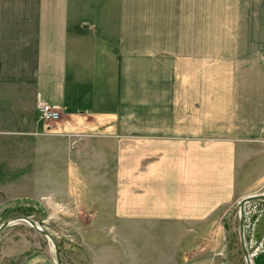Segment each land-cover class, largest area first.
<instances>
[{"label": "crops", "instance_id": "1", "mask_svg": "<svg viewBox=\"0 0 264 264\" xmlns=\"http://www.w3.org/2000/svg\"><path fill=\"white\" fill-rule=\"evenodd\" d=\"M173 2L0 0V122L39 129L48 102L59 131L111 130L117 159L132 160L117 174L132 177L133 223H210L264 193V121L237 104L264 97V55L244 67L206 59L205 0H180L175 26ZM237 13L264 30V0H240Z\"/></svg>", "mask_w": 264, "mask_h": 264}, {"label": "rangeland", "instance_id": "2", "mask_svg": "<svg viewBox=\"0 0 264 264\" xmlns=\"http://www.w3.org/2000/svg\"><path fill=\"white\" fill-rule=\"evenodd\" d=\"M179 1L173 2L174 26L181 23ZM239 7L240 0H205L206 59L230 56L238 67L250 59L259 63L264 30L259 18L247 24ZM237 104L252 111L253 122L264 121L263 96H237ZM0 125V223L17 215L42 220L63 264H246L240 197L218 209L210 223H133L131 188L122 192L132 177L117 174L122 164L131 168L132 160L117 159L121 145L111 130L59 131L53 122H41L39 129L8 120ZM255 205L245 206L252 263L264 253L257 251L264 202L258 213ZM0 264H56L54 246L28 222L12 223L0 233Z\"/></svg>", "mask_w": 264, "mask_h": 264}, {"label": "water", "instance_id": "3", "mask_svg": "<svg viewBox=\"0 0 264 264\" xmlns=\"http://www.w3.org/2000/svg\"><path fill=\"white\" fill-rule=\"evenodd\" d=\"M252 201H264V193H254L247 196L242 197L239 202V236H240V244L242 253L245 259L246 264H253L252 259L250 257L249 249L246 243V237H245V205L248 202ZM20 221L28 222L32 227H34L37 231L41 232L42 234L46 235L49 240L52 241V244L54 246L55 251V262L56 264H63L61 252L59 245L55 239V237L52 235V233L48 230V228L43 224L42 220H36L32 218L29 215H17L12 218L5 219L0 223V233L4 228H6L8 225Z\"/></svg>", "mask_w": 264, "mask_h": 264}, {"label": "built area", "instance_id": "4", "mask_svg": "<svg viewBox=\"0 0 264 264\" xmlns=\"http://www.w3.org/2000/svg\"><path fill=\"white\" fill-rule=\"evenodd\" d=\"M38 113H39L38 114L39 115V119L41 121H43L44 123H47V124L52 123V122H54L56 120H59L61 115H62L61 109H60L59 106L50 104L48 102H41L38 105ZM262 202H264V201H252V202H248L247 205H252L253 206L254 204H257V205H255V207H256L255 208V212L258 213L260 211L259 208H258L259 207L258 203H262ZM244 212H245V237H246V232H247L246 230H248V228H249L248 225H247V218L249 219V217H248L249 211L246 210V207H245ZM261 214L262 213H260V215ZM246 216H247V218H246ZM258 241H259V246H258V250L257 251H263L264 252V235ZM246 242H247V240H246ZM259 248L261 250H259ZM249 253H250V251H249ZM220 264H223V263H220ZM224 264H226V263H224Z\"/></svg>", "mask_w": 264, "mask_h": 264}]
</instances>
